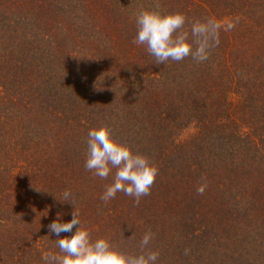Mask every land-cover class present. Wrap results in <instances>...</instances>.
Listing matches in <instances>:
<instances>
[{
  "label": "trees",
  "instance_id": "trees-1",
  "mask_svg": "<svg viewBox=\"0 0 264 264\" xmlns=\"http://www.w3.org/2000/svg\"><path fill=\"white\" fill-rule=\"evenodd\" d=\"M156 5L184 30L240 21L206 61L156 64L133 43ZM102 124L159 168L138 205L104 203L112 177L85 168ZM73 206L93 240L130 254L151 230L156 264H264V0H0V264L59 253L73 233L48 225Z\"/></svg>",
  "mask_w": 264,
  "mask_h": 264
},
{
  "label": "clouds",
  "instance_id": "clouds-1",
  "mask_svg": "<svg viewBox=\"0 0 264 264\" xmlns=\"http://www.w3.org/2000/svg\"><path fill=\"white\" fill-rule=\"evenodd\" d=\"M142 10L136 16L137 36L133 43L144 45L149 54L155 57L156 64H164L169 59L181 61L191 57L195 62L206 61L211 50L220 43L221 30L228 32L239 23L240 18L226 20L208 18L191 24L184 30L187 17L184 13ZM88 153L85 168L101 179L112 177L100 199L108 203L118 192L134 198L139 204L142 197L150 194L159 168L149 158L113 138L107 124L92 128L88 132ZM113 170H115L113 172ZM197 194L202 195L207 187V179L201 178ZM70 190H64L61 202H72ZM75 231L73 232V229ZM51 233L58 237L61 233H73L56 240L59 253L47 251L42 255L45 264H156L159 252L148 245L154 233L148 230L140 240V253L130 254L122 251L109 237L92 239L90 230L81 224L80 214L74 208L68 222H60V214L48 225ZM185 249V255L188 254ZM62 253V254H60Z\"/></svg>",
  "mask_w": 264,
  "mask_h": 264
}]
</instances>
